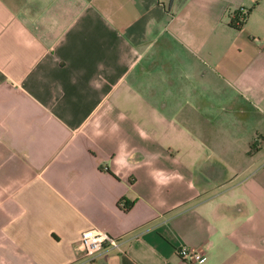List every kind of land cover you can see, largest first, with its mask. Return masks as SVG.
Masks as SVG:
<instances>
[{
    "label": "crops",
    "instance_id": "obj_1",
    "mask_svg": "<svg viewBox=\"0 0 264 264\" xmlns=\"http://www.w3.org/2000/svg\"><path fill=\"white\" fill-rule=\"evenodd\" d=\"M181 246L264 264V0H0V264Z\"/></svg>",
    "mask_w": 264,
    "mask_h": 264
},
{
    "label": "built area",
    "instance_id": "obj_2",
    "mask_svg": "<svg viewBox=\"0 0 264 264\" xmlns=\"http://www.w3.org/2000/svg\"><path fill=\"white\" fill-rule=\"evenodd\" d=\"M121 239L114 238L96 229H89L82 232L79 246L86 258H91L95 254L105 249H119ZM176 256L183 262L195 264L202 260V254L198 251L181 246L176 249Z\"/></svg>",
    "mask_w": 264,
    "mask_h": 264
},
{
    "label": "trees",
    "instance_id": "obj_3",
    "mask_svg": "<svg viewBox=\"0 0 264 264\" xmlns=\"http://www.w3.org/2000/svg\"><path fill=\"white\" fill-rule=\"evenodd\" d=\"M251 9H240L237 12H235L229 22V27L235 30H239L241 27H243L246 18L248 17ZM131 203H126L124 206V211H127L131 207Z\"/></svg>",
    "mask_w": 264,
    "mask_h": 264
}]
</instances>
